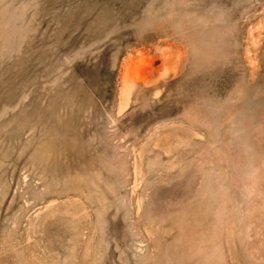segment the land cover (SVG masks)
<instances>
[{
	"label": "rangeland",
	"instance_id": "374dc122",
	"mask_svg": "<svg viewBox=\"0 0 264 264\" xmlns=\"http://www.w3.org/2000/svg\"><path fill=\"white\" fill-rule=\"evenodd\" d=\"M0 264H264V0H0Z\"/></svg>",
	"mask_w": 264,
	"mask_h": 264
}]
</instances>
